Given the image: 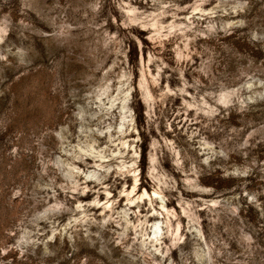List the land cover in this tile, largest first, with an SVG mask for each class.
<instances>
[{
	"label": "rangeland",
	"instance_id": "374dc122",
	"mask_svg": "<svg viewBox=\"0 0 264 264\" xmlns=\"http://www.w3.org/2000/svg\"><path fill=\"white\" fill-rule=\"evenodd\" d=\"M0 264H264V0H0Z\"/></svg>",
	"mask_w": 264,
	"mask_h": 264
},
{
	"label": "bare ground",
	"instance_id": "6f19581e",
	"mask_svg": "<svg viewBox=\"0 0 264 264\" xmlns=\"http://www.w3.org/2000/svg\"><path fill=\"white\" fill-rule=\"evenodd\" d=\"M133 177H134L133 180L135 181V180H136V177H135L134 175H133ZM136 181H137V180H136ZM134 183H135V182H134ZM133 186H134V185H133ZM131 188H132V187H131ZM129 191H130V190H129ZM133 191H134V190H133ZM133 191H132V192H133ZM127 194H128V193H127ZM143 194H145V195L147 194L145 190H143L142 193H141L140 195H143ZM143 196H144V195H143ZM148 196H149V195H148ZM138 197H139V196H138ZM140 197H141V196H140ZM161 206H162V205H161ZM154 232H155V231L153 230V233H154ZM155 233H156V232H155ZM156 237H157V236H156ZM153 239H154V238H153ZM156 239H157V238H156Z\"/></svg>",
	"mask_w": 264,
	"mask_h": 264
}]
</instances>
